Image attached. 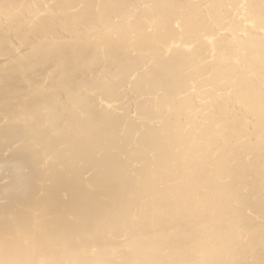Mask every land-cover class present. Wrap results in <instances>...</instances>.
<instances>
[{
    "label": "bare ground",
    "instance_id": "6f19581e",
    "mask_svg": "<svg viewBox=\"0 0 264 264\" xmlns=\"http://www.w3.org/2000/svg\"><path fill=\"white\" fill-rule=\"evenodd\" d=\"M0 264H264V0H0Z\"/></svg>",
    "mask_w": 264,
    "mask_h": 264
}]
</instances>
